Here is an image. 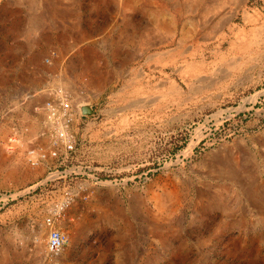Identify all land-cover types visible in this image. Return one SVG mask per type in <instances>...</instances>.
I'll use <instances>...</instances> for the list:
<instances>
[{
	"label": "rangeland",
	"instance_id": "obj_1",
	"mask_svg": "<svg viewBox=\"0 0 264 264\" xmlns=\"http://www.w3.org/2000/svg\"><path fill=\"white\" fill-rule=\"evenodd\" d=\"M77 8L59 67L0 66V264H264V0H0V47Z\"/></svg>",
	"mask_w": 264,
	"mask_h": 264
},
{
	"label": "crops",
	"instance_id": "obj_2",
	"mask_svg": "<svg viewBox=\"0 0 264 264\" xmlns=\"http://www.w3.org/2000/svg\"><path fill=\"white\" fill-rule=\"evenodd\" d=\"M88 16L89 14L79 8L74 14L70 12L63 13L61 20L55 15H49L44 19L46 23L41 24L39 29H37V25L40 20L42 21V16L38 18L36 12L28 14L23 19H17L14 44L0 47V52H4L8 56L4 60L0 59V66L4 63H11L13 68V70L11 69L12 74L7 77H31L30 64L33 62L34 57L40 53L43 54L44 61L50 66L55 69L59 67V64L64 61L73 47L71 44L74 40L77 41L88 36L89 29L85 28V25L90 21ZM94 21L95 18H92V22ZM3 37L5 39L9 38L10 34H3ZM94 50L93 45L85 49L76 61H84L83 57L90 55ZM53 52L55 56L51 55ZM77 244V239L72 237L68 244V253L77 252Z\"/></svg>",
	"mask_w": 264,
	"mask_h": 264
},
{
	"label": "built area",
	"instance_id": "obj_3",
	"mask_svg": "<svg viewBox=\"0 0 264 264\" xmlns=\"http://www.w3.org/2000/svg\"><path fill=\"white\" fill-rule=\"evenodd\" d=\"M51 55L55 56L54 52ZM46 109L51 117H54L59 112H62V116L66 117L71 108L68 102L62 101L59 104L52 102L48 103L46 104ZM65 123H68V120H66ZM57 137L59 140H62L67 144L71 141V136H68L64 131L58 132ZM68 148L72 149V146L69 145ZM46 224L48 226L46 242L47 254L48 259L53 262L62 256L66 246L69 244V238L65 233L59 231L53 226V221L51 219H47Z\"/></svg>",
	"mask_w": 264,
	"mask_h": 264
},
{
	"label": "bare ground",
	"instance_id": "obj_4",
	"mask_svg": "<svg viewBox=\"0 0 264 264\" xmlns=\"http://www.w3.org/2000/svg\"><path fill=\"white\" fill-rule=\"evenodd\" d=\"M171 16H172V20H174L176 22H180V20L182 19V13H181V11H172ZM175 90L176 89L174 88V86H171V92H175Z\"/></svg>",
	"mask_w": 264,
	"mask_h": 264
},
{
	"label": "water",
	"instance_id": "obj_5",
	"mask_svg": "<svg viewBox=\"0 0 264 264\" xmlns=\"http://www.w3.org/2000/svg\"><path fill=\"white\" fill-rule=\"evenodd\" d=\"M83 113H84V114H90V113H91L90 108H86V109H84V110H83Z\"/></svg>",
	"mask_w": 264,
	"mask_h": 264
}]
</instances>
